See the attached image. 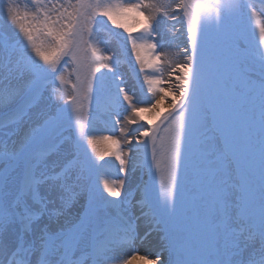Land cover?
<instances>
[{"label":"snow or ice","instance_id":"obj_1","mask_svg":"<svg viewBox=\"0 0 264 264\" xmlns=\"http://www.w3.org/2000/svg\"><path fill=\"white\" fill-rule=\"evenodd\" d=\"M260 3L0 0V264H112L137 242L159 245L149 264H264ZM245 11L256 53L229 23ZM103 28L140 64L141 96ZM177 31L185 62L152 127L140 114L167 94L146 70H162ZM101 118L120 138L93 133ZM108 157L116 174L101 180Z\"/></svg>","mask_w":264,"mask_h":264},{"label":"rangeland","instance_id":"obj_2","mask_svg":"<svg viewBox=\"0 0 264 264\" xmlns=\"http://www.w3.org/2000/svg\"><path fill=\"white\" fill-rule=\"evenodd\" d=\"M246 3H253L256 5L257 9L259 10L261 7L260 0H245ZM29 3L30 0H21V4ZM262 21H264V17L261 18ZM125 24L128 25V27L132 28L134 31V34H139L136 30L141 26L142 18L132 19L128 18L123 21ZM168 24H176V28L179 29L180 25L179 23L175 21H168ZM231 27L233 29H243L245 34L248 37L249 40V47L250 50L254 53L257 52V37L258 32L256 31V25H255V19L251 17L250 12L245 11L243 19L240 18H233L229 21ZM3 26V18L0 17V27ZM111 25L109 23L108 28H110ZM107 30V28H105ZM163 30V28H162ZM115 31L119 32L122 31L121 29H115ZM100 40L105 41V44H102L101 47H107L110 51L108 54H112L113 52L116 54L117 57L120 59V66H119V72L124 76V78L127 81V84L129 87H132L135 85L137 90V96H141L140 92V85L143 83L144 74L140 71V64L135 61V57L130 55L129 52H122L120 45L117 43L115 39H113L110 34L104 30V28L100 31L99 37ZM171 40V46L166 48L165 51L169 54L165 59L161 61H155L153 60L154 64L161 65L162 70L160 72H156L155 69H147L146 71L154 72L155 75L159 76L161 79V87L165 89V93L167 94V89L170 86H174L175 79L173 75H170V72L172 71V68L177 63H184L183 53L180 51L181 48L185 45V39L180 34V32L177 31L175 38H171V35L169 34L168 37ZM262 49H264V45L260 46ZM173 51L176 53V55L173 54ZM178 74V73H176ZM144 89L147 90V85H143ZM68 91H71L70 85L68 86ZM151 95V94H150ZM158 98V97H157ZM171 102V95L167 94V99L165 101H162L161 104L157 105V113H162L161 116L157 120H153L152 118L148 117L147 112H143L140 115L144 117L145 123H151L152 127H155L156 124L159 123V119H162L163 114L169 111L168 105ZM107 103V102H106ZM158 117V116H157ZM123 124V121H122ZM128 127H134V125H129ZM101 128V129H99ZM93 133L96 136H104V135H112L115 134L117 138H120L121 134L119 130L117 129L115 133L112 131V126L110 123H107L103 118L97 119L93 123ZM164 135V133H163ZM107 145L111 144V141L106 142ZM126 150V149H125ZM109 160V164L106 166L105 169L101 171L99 174V178L102 179H111L116 174V162L114 161V158L108 157L106 158ZM141 173H137V176L139 177ZM102 186V185H101ZM136 251L131 250V255H134L136 257H139L141 261H150L155 259V253L157 251H160V248L153 247L152 244H135ZM152 253L153 255L148 257V259H141V257L145 256L146 253ZM166 256V254H165Z\"/></svg>","mask_w":264,"mask_h":264},{"label":"bare ground","instance_id":"obj_3","mask_svg":"<svg viewBox=\"0 0 264 264\" xmlns=\"http://www.w3.org/2000/svg\"><path fill=\"white\" fill-rule=\"evenodd\" d=\"M173 54L176 55V53L174 51H173ZM146 112H147L148 117L152 118L154 121L158 119V117H157L158 110L157 109L155 111H152V112H148V111H146ZM99 129H101V128H99ZM152 246L155 248L159 247V245H157L155 243H153ZM131 250H132V248H128V247H121V248L115 249L111 253V255L114 257L112 264H125V262H127V264H149L148 261H141L139 259V257L131 255ZM115 257H121V259H115Z\"/></svg>","mask_w":264,"mask_h":264}]
</instances>
